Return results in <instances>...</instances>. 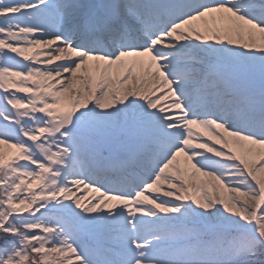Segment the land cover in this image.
I'll return each instance as SVG.
<instances>
[{"label": "snow or ice", "instance_id": "snow-or-ice-1", "mask_svg": "<svg viewBox=\"0 0 264 264\" xmlns=\"http://www.w3.org/2000/svg\"><path fill=\"white\" fill-rule=\"evenodd\" d=\"M0 264H264V0H0Z\"/></svg>", "mask_w": 264, "mask_h": 264}, {"label": "bare ground", "instance_id": "bare-ground-1", "mask_svg": "<svg viewBox=\"0 0 264 264\" xmlns=\"http://www.w3.org/2000/svg\"><path fill=\"white\" fill-rule=\"evenodd\" d=\"M194 134H201V135H202V132H201V130H199V129H194ZM12 151H14V149H9V148L5 147V153H6V154L9 153V152H12ZM83 194H84L86 197H92V196H94V195H97V194H95V193H92L90 190L87 191V192H84ZM78 195H80V193H78Z\"/></svg>", "mask_w": 264, "mask_h": 264}]
</instances>
